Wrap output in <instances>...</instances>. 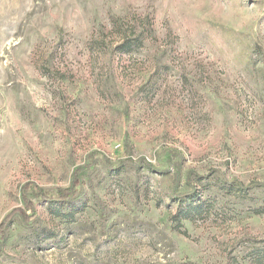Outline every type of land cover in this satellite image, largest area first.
I'll use <instances>...</instances> for the list:
<instances>
[{
  "label": "rangeland",
  "instance_id": "374dc122",
  "mask_svg": "<svg viewBox=\"0 0 264 264\" xmlns=\"http://www.w3.org/2000/svg\"><path fill=\"white\" fill-rule=\"evenodd\" d=\"M3 221L0 264H264V0H0Z\"/></svg>",
  "mask_w": 264,
  "mask_h": 264
},
{
  "label": "trees",
  "instance_id": "16d2710c",
  "mask_svg": "<svg viewBox=\"0 0 264 264\" xmlns=\"http://www.w3.org/2000/svg\"><path fill=\"white\" fill-rule=\"evenodd\" d=\"M137 39H129V38H123L117 45L115 46L116 50L119 53H129L132 50L135 49V46L137 45ZM150 166V165H149ZM151 167V166H150ZM149 167V168H150ZM152 168V167H151ZM87 169L86 165H80L78 167H75L71 174V182L70 185L66 188H57L53 191H46L42 188L36 187V185L31 184L30 182L24 183L20 187V200L26 210L25 214L28 212H31L34 214V204L29 197V194L31 193L34 197L41 199V200H54L57 202H71L75 200L79 194H80V175ZM236 191L245 190V187L239 183L238 187L235 188ZM194 191L184 194V199H189L187 205L181 209H179V215L175 216V219L177 220V224L180 225V221L182 219H188L193 218V216L200 214V216L204 213L202 209V203L197 202L194 203L193 200L195 198V195H193ZM20 209H16L15 212H18ZM182 210V211H181ZM206 210V209H205ZM203 211V212H202ZM199 216V215H198ZM10 218V217H9ZM9 220V219H8ZM0 237L3 235L2 230L4 229L6 225V221L1 222L0 224Z\"/></svg>",
  "mask_w": 264,
  "mask_h": 264
}]
</instances>
